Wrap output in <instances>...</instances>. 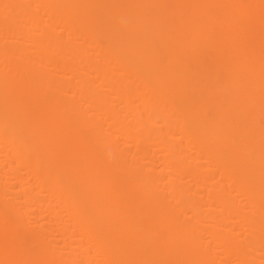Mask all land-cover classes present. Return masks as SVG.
Wrapping results in <instances>:
<instances>
[{
	"label": "bare ground",
	"instance_id": "6f19581e",
	"mask_svg": "<svg viewBox=\"0 0 264 264\" xmlns=\"http://www.w3.org/2000/svg\"><path fill=\"white\" fill-rule=\"evenodd\" d=\"M0 264H264V0H0Z\"/></svg>",
	"mask_w": 264,
	"mask_h": 264
}]
</instances>
